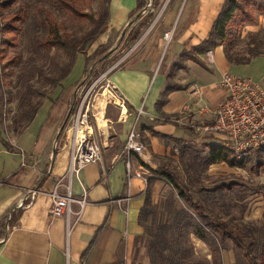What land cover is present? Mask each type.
<instances>
[{
	"label": "crops",
	"instance_id": "crops-1",
	"mask_svg": "<svg viewBox=\"0 0 264 264\" xmlns=\"http://www.w3.org/2000/svg\"><path fill=\"white\" fill-rule=\"evenodd\" d=\"M191 1L183 10L177 34L168 43L170 46L175 42L169 69L163 68V38L156 33L145 38L130 59L111 73L125 111L119 103V131L106 141L102 161L86 165L79 178L72 181L76 199L73 211L80 209L78 200L83 198L84 188L87 203L69 231L64 217H52L49 195L56 181L64 177L70 161L66 137L59 148L55 147L56 136L63 139L65 134L62 127L67 115V95L55 104L46 100L24 129L7 132L9 138L0 130V264H133V253L142 244L144 234L140 212L148 198L158 202L155 196L159 193L156 195L158 181L146 184L133 176L128 184L122 151L129 130L137 123L149 152L146 169H156L166 140L188 141L196 136L181 122H210L214 118L226 94L217 85L223 72L256 81L264 79V53L246 64H234L227 59L224 47L218 46L200 54L199 61L184 60L172 75L176 80L175 76L182 74L176 81L179 88L171 89L166 101L161 102L169 88L172 66L183 51L191 50L209 35L226 0ZM137 4L138 0H111V24L118 28L127 26ZM84 70L85 61L83 73ZM157 71L159 75L155 77ZM76 72L74 69L69 77L74 78ZM196 85L201 91L197 96L192 94ZM141 109L143 112L138 115ZM176 127L186 128L188 134L177 136ZM218 136L208 135L222 144ZM134 168L139 170L137 160ZM141 172L145 174L143 169ZM30 189L38 190L34 199ZM127 195L131 199L126 211V205L120 207L116 199ZM13 217L16 220L12 224Z\"/></svg>",
	"mask_w": 264,
	"mask_h": 264
},
{
	"label": "rangeland",
	"instance_id": "rangeland-1",
	"mask_svg": "<svg viewBox=\"0 0 264 264\" xmlns=\"http://www.w3.org/2000/svg\"><path fill=\"white\" fill-rule=\"evenodd\" d=\"M45 1L18 0L11 7L4 8L7 16L18 5H22L29 12L30 17L27 22L22 23L17 48H10L4 58L1 57L3 46L0 39V81L3 85L0 92V130L4 137L9 138L7 132L21 131L26 127L25 123L28 117L25 111L28 99L32 98L34 102L40 103L38 110L46 100L49 99L51 103L55 104L64 95H67V115L62 127L65 134L63 139H60V135L56 136L55 147L59 148L63 144L67 134L65 129L70 123L71 115L83 103L84 109L87 106L90 107V125L93 127V132L103 151L109 136L116 135L119 131L118 121L121 117L119 103L125 111L122 99L114 88L111 78L112 71L124 65L139 49L145 38L156 33L163 38L162 59H165L163 68L168 66L169 69L175 42L170 46L168 43L180 28L184 8L189 1V3L192 1L186 0L182 12L178 15L184 0L174 10L167 8L170 0H160L157 5L156 0H143V7L133 13L127 26L118 28L110 22L109 29L97 36L89 49L90 63L85 74L82 72L85 61L83 53L73 51L72 55H69L62 48L46 49L40 46L38 23L41 21V16L38 13L39 9L44 6L49 8L59 24L60 31L71 42L77 44L79 51L84 49L86 40L92 36L91 33L96 32L95 23L56 6H50ZM81 2L87 11L95 15H101L105 4V0H81ZM249 2L251 8L261 7L262 11H257L254 14L255 21L246 23L236 33L239 44L237 49L243 53L246 51L245 42L249 39V35L264 31V0H249ZM150 12L154 13V19L148 27L143 28L142 36L130 48H127L125 40L129 32ZM167 32L172 33V36L169 35V39L165 37ZM8 35V32H3L0 37L4 38ZM96 50L99 53H95ZM13 59L14 62L11 63L10 61ZM104 60L107 61V67L102 69ZM9 62L10 64H7ZM74 69H77L75 77L70 78L69 75ZM64 71H67V74L63 76ZM158 73L159 71L156 72L155 77L159 75ZM57 77L58 84H54L53 79ZM175 77H177L176 80L171 76L170 84L178 83L176 81L182 77V74L179 73ZM37 90H40L42 94H39ZM112 95L116 98L109 97ZM175 134L181 137L186 136L188 130L176 127ZM141 140L146 144L145 139ZM208 142L217 143L208 136L202 138L194 136L188 141L166 140L165 152L159 156V159L156 158L159 160L156 161L158 164L169 165L187 183H190L196 197L203 195L204 188H218L215 198H212L213 208L225 219H234L236 226L253 243L258 258L264 261V147L241 156L234 154L238 159H245L242 166H231L225 162L209 165L203 163L199 166L193 162L192 155L204 154L208 149L206 146ZM143 171L149 175L148 184L158 181L156 195L159 193V196L157 198L155 196V199H158L155 204H158L156 211L159 212V218L162 219L164 215L161 214V202L174 199V194L177 191L167 181L155 178V174H152L149 169L144 167ZM229 185L230 187H228ZM181 202L183 203V201ZM168 215L171 220V214ZM159 218L157 217L156 220ZM188 230L186 245L190 248L194 258L207 260L212 264H245L241 250L231 240L226 241L225 248H221V244H219V249L214 252V247L209 242L194 236L192 226H189ZM148 243V239H145L140 247L135 249L132 258L133 264H149Z\"/></svg>",
	"mask_w": 264,
	"mask_h": 264
},
{
	"label": "trees",
	"instance_id": "trees-1",
	"mask_svg": "<svg viewBox=\"0 0 264 264\" xmlns=\"http://www.w3.org/2000/svg\"><path fill=\"white\" fill-rule=\"evenodd\" d=\"M18 0H5L3 7H11ZM47 4L56 6L66 12H70L75 16L94 22L96 32L91 33V38L86 40L83 50H78L76 43L71 42L59 28V24L53 17L52 12L46 6L39 9L41 21L38 23L40 30V46L51 48H62L67 54L72 55L75 51L81 52L85 56V70L87 71L90 63L89 49L91 48L97 36L105 33L110 27V2L105 0L101 15H95L87 11L82 5L81 0H46ZM160 0H156V5ZM182 0H170L168 3L169 10L178 8ZM143 7V0H138L135 11ZM4 9V10H5ZM6 11V10H5ZM261 12L262 8H251L249 0H226L220 14L214 20L213 26L209 35L203 39L199 45L193 47L191 50H185L180 56L179 61L174 65L171 76L175 70L181 67L183 61L191 58L199 61L200 54H205L218 46L224 47V52L227 59L234 64H246L254 57L264 53V31L263 33L257 32L249 35V39L245 42V52L237 49L238 41L236 33L239 32L248 22H254L256 12ZM133 12V13H134ZM131 14V16L133 15ZM6 15V12H5ZM130 16V17H131ZM154 13L150 12L136 27L132 28L128 37L125 40L127 48H130L143 34L144 27H148L154 19ZM29 12L22 5H18L6 16V25L0 30L8 32V36L0 37L1 57L4 58L10 48H17L19 33L22 30V23L27 22L29 19ZM95 36V37H94ZM99 53L98 50L95 53ZM14 62V59L10 61ZM7 63V64H10ZM123 66V65H121ZM120 66V67H121ZM107 67V61L104 60L102 69ZM119 67V68H120ZM116 70V69H115ZM114 71V70H113ZM112 71V72H113ZM67 74L64 71L62 75ZM98 74V73H97ZM58 82V77L53 79V83ZM58 84V83H57ZM33 88L32 85H30ZM3 85L0 81V92ZM179 88V85L172 83L167 88L162 96V101H166V97L171 89ZM38 91V90H37ZM39 94L42 92L39 90ZM1 101V97H0ZM39 102H34L32 98L28 99V106L26 113L28 120L25 125L34 117ZM1 115V114H0ZM184 127L193 130L191 126L185 125ZM207 151L204 154L196 153L192 155L193 162L199 166L203 163L205 165L225 162L231 166H242L245 159H238L233 150L223 144L207 143ZM155 178L167 181L176 191L174 199H167L161 202L160 208L162 209L163 218H159L155 204L151 199H147L146 203L140 212L139 221L144 226V234L142 240L148 239V248L150 252L149 264H212L207 260L194 258L191 250L186 245L187 236L189 233L188 227H193V234L195 237L207 241L214 247V252L221 248H225L227 240H231L242 252L245 264H264L255 252L254 245L249 241L248 236L242 232L237 226L234 219H225L220 213L213 208V199L216 196L217 189L204 188L203 195L196 197L192 191L191 184L187 183L173 168L164 163H159L156 169L148 167ZM230 187V185L228 186ZM213 198V199H212ZM183 201V203L181 201ZM171 214V220L169 215ZM159 220H156V218ZM12 220V221H11ZM10 222L13 224L16 218L13 217ZM218 243V244H217Z\"/></svg>",
	"mask_w": 264,
	"mask_h": 264
},
{
	"label": "built area",
	"instance_id": "built-area-1",
	"mask_svg": "<svg viewBox=\"0 0 264 264\" xmlns=\"http://www.w3.org/2000/svg\"><path fill=\"white\" fill-rule=\"evenodd\" d=\"M3 3L4 0H0V30L5 27L7 20ZM1 33L0 31V35ZM172 33L167 32L166 39H169ZM217 85L224 89L226 94L219 103L214 118L210 122L188 123L181 122L180 119H175V121L191 126L198 138L219 135L222 144L230 147L238 156L263 148L264 79L256 81L250 77L239 76L226 71L220 75ZM200 92V86L198 85L192 90V94L196 96ZM142 112L141 109L138 115ZM90 117V107L87 106L84 109L83 103L71 115L70 123L65 129L67 142L71 150L69 165L64 177L58 179L49 192L52 217H64L68 231L78 221L87 203V190L84 188L83 198L78 200L80 209L77 212L73 211L72 204L76 199L72 193V181L74 177L79 178L80 171L86 165L102 161L103 156L102 146L93 132V127L90 125ZM82 127L85 129L84 133L80 135L79 130ZM122 153L125 156L128 184L133 176L140 177L147 184L149 175L142 173L141 170L144 167L146 168L149 152L141 140L137 123H134L129 130ZM136 160L139 164V170L134 168V161ZM29 192L32 199H34L38 190L30 189ZM130 199L131 195H127L116 199V202L120 207L126 205L124 209L127 211ZM73 215H76L75 219L72 218Z\"/></svg>",
	"mask_w": 264,
	"mask_h": 264
},
{
	"label": "bare ground",
	"instance_id": "bare-ground-1",
	"mask_svg": "<svg viewBox=\"0 0 264 264\" xmlns=\"http://www.w3.org/2000/svg\"><path fill=\"white\" fill-rule=\"evenodd\" d=\"M84 127H82L80 130H79V134L82 135L84 133Z\"/></svg>",
	"mask_w": 264,
	"mask_h": 264
},
{
	"label": "water",
	"instance_id": "water-1",
	"mask_svg": "<svg viewBox=\"0 0 264 264\" xmlns=\"http://www.w3.org/2000/svg\"><path fill=\"white\" fill-rule=\"evenodd\" d=\"M185 1H186V0H184V1H183V3H182V6H181V9H180V12H181V10H182V8H183L184 4H185ZM180 12H179V14H178V15H180ZM172 31H173V30H172Z\"/></svg>",
	"mask_w": 264,
	"mask_h": 264
}]
</instances>
